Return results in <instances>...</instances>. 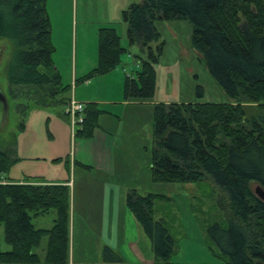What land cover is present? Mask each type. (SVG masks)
<instances>
[{"label": "trees", "instance_id": "16d2710c", "mask_svg": "<svg viewBox=\"0 0 264 264\" xmlns=\"http://www.w3.org/2000/svg\"><path fill=\"white\" fill-rule=\"evenodd\" d=\"M121 18L128 43L139 51L134 55L139 65L135 76L123 82L125 100L153 95L163 45L158 42L153 50L149 45L159 38L154 21L183 18L191 24V46L231 101L153 104L150 179L211 180L229 209L223 222L205 225L214 256L221 264H264V200L250 188L254 183L264 191V0H140L121 10ZM49 32L44 0H0V38L11 44L7 83L32 91L33 104L39 107L63 106L69 97V86L61 82L51 60ZM124 51L112 27H99L95 66L78 80L110 71ZM195 91L201 96L199 85ZM240 101L256 102L259 112L246 115ZM99 113L94 103H85L74 136L89 137ZM14 160V147L0 144V179ZM156 198L165 196L140 195L129 188L124 205L149 240L153 264H171L174 239L164 220L153 217ZM49 210L54 211L51 226L35 227L31 218ZM68 218L66 184L0 183V226L8 245L0 249V264L37 261L34 250L43 237L45 263L66 264ZM100 259L101 264H126L107 245L101 247Z\"/></svg>", "mask_w": 264, "mask_h": 264}, {"label": "rangeland", "instance_id": "374dc122", "mask_svg": "<svg viewBox=\"0 0 264 264\" xmlns=\"http://www.w3.org/2000/svg\"><path fill=\"white\" fill-rule=\"evenodd\" d=\"M139 1L44 0L52 34L50 35L49 32V39L50 42L52 40L51 44L55 47L51 53V60L55 64L61 82L69 86L68 92L71 74L74 72L76 93L88 92L92 95L93 100L95 98H98L96 100L103 98L112 100V104L98 103L96 107L100 112L102 111L100 121L103 122L108 119L112 124L116 166L120 168L121 172L125 168L126 172L124 177L116 176L117 182L122 186L121 195L117 199L120 217L125 219L122 211L128 210L124 205V196L129 188H134L140 195L149 192L163 195L165 198L154 200L153 217L164 220L174 239L173 251L169 261L173 264H221L211 250L215 251V248L206 236L205 225L210 222L224 221L225 216L229 214L226 198L208 178L196 182H154L150 179V150L153 145L152 107L155 103H221L230 102L231 99L209 75L201 53L191 46V24L183 18H161L154 21L159 38L149 44L153 50L158 42H163L158 61L155 64L153 95L147 100H134L125 105L116 101L122 94L118 84L120 73L123 75L121 67L124 68V73L132 74L134 77L135 73L131 72L129 63L132 56L139 53L136 45L128 43L126 25L122 21L121 10L130 3ZM99 27H112L119 36V44L125 48V51L120 56L121 64L117 69L86 78V80L93 79L94 81L90 87L85 88L82 81L77 82V80L89 74L95 66ZM10 49V42L0 38V90L5 97V108L0 102V144L14 147V134H19V131L16 132V130L22 127V114L27 109L31 110V106L36 105L31 99L34 98L32 91L17 88L7 83L5 65L10 55ZM73 63H75V67ZM196 85L201 87V96L195 91ZM71 94L73 95L72 89ZM70 98L74 99L71 95L68 100ZM24 103L27 104L22 109ZM239 104L244 108L246 115L259 112L256 108V102L240 101ZM63 106H61V111L66 117L63 113ZM104 111H109L110 114L111 111H114L119 116L116 119L117 122L114 119L105 118L103 116L105 115ZM43 122L42 118L41 124ZM40 135L38 130L37 136H40V139L38 138L40 141L46 140L48 137L44 124L40 128ZM97 175L94 172L76 168L74 174L69 176L71 205L73 203L71 212L73 214L70 213L66 264L100 263V249L103 243H100L99 234L95 227L90 225V232L86 231L81 222L83 214L80 210L85 203L94 207V200L87 196L85 200L81 197V192L85 190L88 181L98 177L99 179L102 178V181H110L103 178L104 176ZM1 181L3 179H0ZM254 186L256 184H250L253 192ZM52 218H54V211L49 210L39 214L36 218H31V222L35 227L50 226ZM135 223L141 237L137 242L138 249L144 260L152 258L149 264H153L149 240L136 220ZM124 226L126 237H132L136 233L135 226L128 225L126 221L121 224L123 230ZM44 244L45 238L43 237L39 246L35 248V252L38 254V259L35 262H3L1 264H46L44 261ZM115 244L117 247L121 246L125 260L133 258L127 245L123 244L122 241L119 240V243ZM109 247L113 250L117 248ZM0 249H8V245L3 240L1 226Z\"/></svg>", "mask_w": 264, "mask_h": 264}, {"label": "crops", "instance_id": "0c3cea01", "mask_svg": "<svg viewBox=\"0 0 264 264\" xmlns=\"http://www.w3.org/2000/svg\"><path fill=\"white\" fill-rule=\"evenodd\" d=\"M50 35H52L51 30ZM54 49L55 47H53V50ZM134 55L129 63V67L131 68V72L135 73L139 65L136 62ZM73 64L75 67V63ZM120 64L121 62H119L110 71L117 69ZM54 65L55 64H53V66ZM54 68L56 69L55 66ZM121 71L123 75L120 73V79L118 82L120 93H122L124 79L126 77H132V74L123 72L125 71L123 67H121ZM74 74V72L71 74V84L67 94L68 96L71 95L74 99L83 103L92 102L95 105L98 103L112 104V100L109 98H103L102 100H96L98 98H95L93 100L92 95L88 92L76 93L77 87L75 86L76 81L74 80ZM80 81H82L85 88H88L94 80L84 79ZM77 82H79V80H77ZM71 89L73 95L71 94ZM116 95L118 97V94ZM116 101H120V103L118 102L119 104L125 105L134 100H125L121 94V97ZM30 108L31 110L27 109L24 111V115L22 114V127L16 130V132L19 131V134H14L15 160L9 166V170L5 173L3 180L15 183H64L68 186L69 247L70 213L73 214V212H71L73 203L71 205L69 176L74 174L76 168H81L87 172H94L100 177L104 176L103 178H107L110 181H102V178L99 179V177L93 178L90 182L88 181L85 190L81 192V197L84 200L86 196L89 199L94 200V207L89 203H85L81 206L80 210L83 214L81 222L84 225V228L86 231L90 232V225L95 227L99 234V241L101 244L103 243V245L107 244L114 248L117 247L115 246V243H119V240L122 241L123 244L127 245L128 251L133 257L130 260H125V256L121 252V246H118L115 248L116 250H114L119 254L124 263L149 264L152 261V258L144 260L138 249L137 242L141 237L139 235V231L137 230V225L133 216L126 209L127 211H122L125 219L120 217L121 213L117 199L121 195L122 186H120L117 182L118 180L116 179V176L118 175L120 177H124L126 172L125 168L123 169V172H121L120 168L116 166L117 161L115 160L113 152L114 132L112 124H110L108 119L103 122L100 121L102 116L100 114L102 112L101 111L97 115L96 125L92 128L90 136L85 138H75L71 133L69 122L62 114L61 106H31ZM103 113L105 114L103 115L105 118L114 119L115 122H117L116 119L119 118L114 111H111V114L109 111H104ZM42 118L44 122L41 124ZM43 124L46 126L48 137L46 140H43L41 137L42 141H40L38 138L40 139V128ZM38 130L40 135L39 137L37 136ZM37 216L38 215L34 217L36 218ZM52 220L53 218L50 220L51 224ZM125 221L128 225H133L136 228V233L132 235V237L125 236V226L124 230L121 228V224H124ZM50 226L37 228H48ZM99 264H101V259Z\"/></svg>", "mask_w": 264, "mask_h": 264}, {"label": "built area", "instance_id": "2783aa9c", "mask_svg": "<svg viewBox=\"0 0 264 264\" xmlns=\"http://www.w3.org/2000/svg\"><path fill=\"white\" fill-rule=\"evenodd\" d=\"M85 103L70 98L63 106V113L71 127V133L74 135L75 131L80 127L84 117ZM1 181L0 183H4Z\"/></svg>", "mask_w": 264, "mask_h": 264}, {"label": "water", "instance_id": "95a60500", "mask_svg": "<svg viewBox=\"0 0 264 264\" xmlns=\"http://www.w3.org/2000/svg\"><path fill=\"white\" fill-rule=\"evenodd\" d=\"M0 102L3 105V108H5V97L1 92V90H0ZM254 193L259 199L264 200V191L258 185L254 186Z\"/></svg>", "mask_w": 264, "mask_h": 264}]
</instances>
